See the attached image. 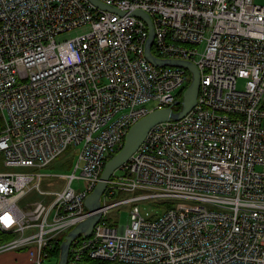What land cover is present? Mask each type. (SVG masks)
Here are the masks:
<instances>
[{
    "label": "built area",
    "instance_id": "built-area-1",
    "mask_svg": "<svg viewBox=\"0 0 264 264\" xmlns=\"http://www.w3.org/2000/svg\"><path fill=\"white\" fill-rule=\"evenodd\" d=\"M99 1L122 14L89 0H0V156L21 169L0 172V231L14 235L0 253L28 250L31 264H45L64 234L100 214L68 264H264V4ZM136 11L151 17L154 57L198 67L197 104L150 129L90 212L86 200L130 128L174 110L192 79L149 61L150 28ZM67 151L78 155L73 174L42 191L54 176L43 169ZM125 205L130 225L107 219Z\"/></svg>",
    "mask_w": 264,
    "mask_h": 264
},
{
    "label": "water",
    "instance_id": "water-1",
    "mask_svg": "<svg viewBox=\"0 0 264 264\" xmlns=\"http://www.w3.org/2000/svg\"><path fill=\"white\" fill-rule=\"evenodd\" d=\"M94 6L97 8L108 11L122 14L115 8L109 7L99 0H89ZM134 16L142 18L146 20L150 28V37L147 45L146 56L149 61L155 66H177L181 68H185L189 70L192 74V79L190 85L187 87L183 94L182 101H178L176 103L177 106L181 105V110L179 112L174 111L171 108L157 110L140 121L134 124L129 132L127 133L125 142L120 151L114 155L110 161L105 165L101 182H99L98 186L94 190V192L89 196L86 200V207L90 212H96L101 207V196L103 195L107 181L113 174L115 170L120 168L130 157L133 155L139 146L142 144L144 139L146 138L150 129L159 124L161 122L169 121V120H180L187 113H189L197 104L198 93L200 89V71L198 67L192 63L187 61H178V60H161L154 57L151 53V48L154 42L155 34L152 25L151 17L142 11H136L132 13ZM101 219L100 214L92 215L88 220L79 224L72 231L68 233L65 237L64 242L61 245V252L58 264H68L69 252L72 245V242L81 236L87 237L92 234L94 227L98 224Z\"/></svg>",
    "mask_w": 264,
    "mask_h": 264
},
{
    "label": "rangeland",
    "instance_id": "rangeland-1",
    "mask_svg": "<svg viewBox=\"0 0 264 264\" xmlns=\"http://www.w3.org/2000/svg\"><path fill=\"white\" fill-rule=\"evenodd\" d=\"M258 2L264 4V0H258ZM83 33H84L83 29L73 30L71 32H68V33L60 36L58 38V40L69 39L71 37H75V36L83 34ZM239 87L240 88L243 87L242 81L239 83ZM177 107H179V106H176L175 108H177ZM77 159H78L77 153H72L70 151H67L58 160L54 161L53 163H51L50 165L45 167L43 169V172L46 174L54 175V176L47 178L45 181H43V183L41 185V190L47 191V192H54V191H60L61 189H63V187L66 183V179L64 176L73 174V168H71V163L76 162ZM20 170L21 169L4 166L3 157L0 156V172H16V171H20ZM134 195H135V193H125V194H122V197H132ZM41 199H42V197L36 198V200H41ZM24 203H25L24 200L21 201V204H24ZM141 208L143 209L144 212L145 211L150 212V213L155 212V208L150 204H141ZM107 219L110 222L115 223L118 226L130 225V223H131L130 205H125V206H122L120 208L117 207V208L112 209L110 211L109 215L107 216ZM73 229H71L70 231H72ZM70 231H68L66 234H64L61 237V239L64 238V240H65V237L68 235V233ZM3 244H5V243H3ZM3 244H1V245H3ZM57 261L58 260L56 258H52L51 261L47 260L45 264H57ZM114 263H116V262H114ZM118 264H120V263H118Z\"/></svg>",
    "mask_w": 264,
    "mask_h": 264
},
{
    "label": "trees",
    "instance_id": "trees-1",
    "mask_svg": "<svg viewBox=\"0 0 264 264\" xmlns=\"http://www.w3.org/2000/svg\"><path fill=\"white\" fill-rule=\"evenodd\" d=\"M174 110L176 112H179L181 110V107H177ZM3 129H4V120H3V117L0 113V132ZM13 238H14V235L0 231V245L3 243H7V242L11 241ZM63 242H64V238L59 241L58 245L55 247V249L50 254L52 258H56L58 260L57 264L59 262L61 245ZM84 264H118V263H114V262H110V261H106V260L85 259Z\"/></svg>",
    "mask_w": 264,
    "mask_h": 264
},
{
    "label": "crops",
    "instance_id": "crops-1",
    "mask_svg": "<svg viewBox=\"0 0 264 264\" xmlns=\"http://www.w3.org/2000/svg\"><path fill=\"white\" fill-rule=\"evenodd\" d=\"M28 250H13L0 253V264H31Z\"/></svg>",
    "mask_w": 264,
    "mask_h": 264
},
{
    "label": "bare ground",
    "instance_id": "bare-ground-1",
    "mask_svg": "<svg viewBox=\"0 0 264 264\" xmlns=\"http://www.w3.org/2000/svg\"><path fill=\"white\" fill-rule=\"evenodd\" d=\"M144 12V11H143ZM139 18V17H138ZM140 19H142V18H140ZM144 20V19H143ZM146 21V20H145ZM148 24V23H147ZM149 26V25H148ZM177 106V105H176ZM179 107H181V105H179ZM188 114V113H187ZM145 140V139H144ZM143 143V142H142ZM140 147V146H139ZM105 192V191H104ZM104 194V193H103ZM102 197V196H101ZM93 231H94V229H93ZM93 233V232H92Z\"/></svg>",
    "mask_w": 264,
    "mask_h": 264
}]
</instances>
